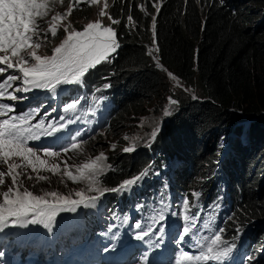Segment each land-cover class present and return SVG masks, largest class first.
Segmentation results:
<instances>
[{
	"label": "trees",
	"instance_id": "16d2710c",
	"mask_svg": "<svg viewBox=\"0 0 264 264\" xmlns=\"http://www.w3.org/2000/svg\"><path fill=\"white\" fill-rule=\"evenodd\" d=\"M242 1L109 0L107 11L121 21L113 25L120 47L83 78L88 96L100 102L109 100L108 111L113 116L108 130L126 112H138L144 100L157 102L169 93L165 70L182 81L194 77L200 90L198 98L179 99L169 122L153 139V153L145 149L134 154L111 152L107 157L111 167L99 177L103 187H114L148 169L147 180H141L119 202L114 199L110 204L108 211L118 223L134 206L142 213L164 209L170 202L168 192L178 187L183 198L189 200V215L199 212L200 219L213 216L212 222L218 226L230 209L232 215L225 219L223 237L231 240L239 225V241L246 244L250 254V234L260 231L256 221L264 220L260 219L264 218V178L255 174L264 166V14L251 24L254 9L246 8ZM255 1L248 2L254 5ZM155 2L161 4L159 14L152 7ZM141 4L144 11L140 10ZM84 7L74 9L72 17L82 18L89 12ZM129 14L134 26L127 22ZM154 15L155 46L159 51L153 54L162 67H157V59L148 54L149 45L154 43ZM102 81L108 84L106 92L93 93ZM80 101L85 108L88 102ZM93 104L94 100L90 106ZM93 109L98 111L99 105ZM245 121L248 123L243 125ZM88 130L89 126L80 132ZM242 132L248 136L246 142L239 138ZM223 136H227L229 155L216 159L212 142ZM57 180L54 177L49 184L60 186ZM191 191L200 196H192ZM128 199L127 207L124 203ZM118 205L125 207L123 213ZM255 218V226L252 222L244 226ZM263 252L258 251L251 264H264Z\"/></svg>",
	"mask_w": 264,
	"mask_h": 264
},
{
	"label": "snow or ice",
	"instance_id": "6c2138e0",
	"mask_svg": "<svg viewBox=\"0 0 264 264\" xmlns=\"http://www.w3.org/2000/svg\"><path fill=\"white\" fill-rule=\"evenodd\" d=\"M57 3L62 4L63 0H0V165L6 166V171H0V186L4 185L6 176L12 181L11 186L0 193V231L9 226L26 227L29 224L43 225L44 228L51 230L60 213H76L81 206L94 207L106 193L127 192L148 175V169H145L138 175L123 180L116 187H103L99 177L111 166L106 164L108 158L101 152L94 159L89 158L87 162L76 166L75 174L67 161H63L65 168L62 175L68 180L83 181L87 185V188L74 192L75 199L72 198L73 193L64 195L49 191L35 194L23 187L21 169L31 168L36 173L35 178L38 181L48 179L39 174L41 170H47L53 175L61 173L59 165L46 168L47 160L30 146V142L39 141L42 137H53L54 142L61 141L66 137L57 134L62 133L75 121L67 118L66 115H61L57 119L47 111L41 114L39 109L17 112L15 102L27 99L20 94L34 90L55 94L58 90L63 92L65 86L79 85L90 70L107 62L120 47L113 25H118L121 21L113 18L107 11L109 8L107 0H103L98 18L83 25L81 30L74 28L68 18L81 4L99 5L101 0H69L66 11L55 12L49 19V14ZM139 7L144 11L143 4ZM152 7L159 14L161 4L155 2L152 3ZM105 17L109 20L108 25L103 23ZM151 19L154 43L148 54L153 59H157L153 56V52L159 51L155 46L156 16H152ZM127 22L134 26L131 14L127 15ZM61 29L64 38L51 48V55H40L38 50L48 42L49 36L55 38ZM157 67H162L158 59ZM168 76L176 80L171 72H168ZM176 82L177 86H180L179 81ZM168 102L170 105L178 103L172 97L168 98ZM80 103L79 99H73L63 105L61 111L65 114L74 113ZM55 111L56 109H52V112ZM170 114L169 110L164 111L165 116ZM46 118H49L47 122ZM157 130L151 132L152 139L155 138ZM128 139L129 137L126 136L125 140ZM83 143L76 137H71V143L62 145L60 151L44 147L41 152L43 157H60L61 153L82 152ZM110 148L114 151L116 145H110ZM135 148L134 141L122 150L131 153ZM27 178L31 180L33 176L29 175ZM191 195L198 198L200 193L193 192ZM183 208L185 223L182 230L177 233L175 243L184 245L186 241L194 240L199 251L198 254H194L182 247L179 248L175 264H213V262L231 264L237 249V241L242 233L240 226L237 225L236 235L231 240L224 239V228H217L210 236L198 238L196 233L199 231L200 213L189 215L190 203L187 198L183 201ZM158 220H165L163 213L158 216ZM213 220L214 217L209 216L202 224L203 229H210V221ZM134 227L139 230L135 236L137 240L144 241L145 237L153 235L163 240L162 226L154 230L153 225L150 224L147 230H144L141 223H136ZM148 243L151 244L152 241L149 240ZM155 246L160 245L157 243ZM3 255L4 253L0 252V257ZM251 261V257L247 258L246 264H251Z\"/></svg>",
	"mask_w": 264,
	"mask_h": 264
},
{
	"label": "rangeland",
	"instance_id": "374dc122",
	"mask_svg": "<svg viewBox=\"0 0 264 264\" xmlns=\"http://www.w3.org/2000/svg\"><path fill=\"white\" fill-rule=\"evenodd\" d=\"M248 1L249 0H243L241 4H244L246 8L250 7V10L252 11L254 9L250 23L255 24L256 21L261 19L264 14V0H257L253 2L254 5H250ZM102 3L103 0H101V4L99 5L81 4L78 10L83 6H86L84 8H87L89 12L84 14L82 18H74L72 17V13V15L68 18L72 26L77 30H81L83 25L96 20L98 18L100 7H102ZM107 3H109V0H107ZM68 5L69 0H63L62 4L57 3L54 6L53 11L50 12L48 18L50 19L51 15L55 14V12L63 13L66 11ZM103 23L105 25L109 24L107 17L103 19ZM44 26L46 27V25ZM63 38L64 32L62 29L55 38L49 36L48 42L38 50L39 54L51 55V48L58 45ZM149 48H153L152 43L149 45ZM163 73L169 84V93H167L162 100L157 102L154 100L149 102L144 100L140 105L141 109L138 112L132 111L129 113L126 112V114L124 113L125 115H122L118 122L113 124L112 130H108L112 121L111 113L104 114V117L101 118V114H95V111L91 106L83 108L81 105L78 106L74 113L65 114L61 111L63 105L71 102L73 99L80 100V98H82V100L88 103L92 100L93 97L90 95L88 96L85 93L84 80L79 85L65 86L63 92L58 90L55 94L48 93L43 90L21 93L20 95L26 96L27 99L15 102L17 104V112L39 109L41 114L47 111L51 113L52 117H56L57 119L61 115H66L67 118L75 121V123L68 125V128L62 133L57 134L58 136L66 137L61 141L54 142L53 137H42L39 141L30 142V146L38 153H41L43 159L47 160V165L45 167L47 168L51 165H59L61 173L53 175L47 170H41L39 173L40 175L45 172L49 173V175L46 176L48 179L38 181L35 178L36 173L33 172L31 168L21 169L20 171L23 173L21 176L23 187L35 194H43L49 191H56L64 195L73 193L72 198L75 199L76 197L74 196V192L87 188V185L83 181L73 182L68 180L66 176H63L62 173L65 168L63 161H67L68 166L75 174V167L87 162L89 158L94 159L101 152L105 153L107 157L111 155V152L123 154L125 152H123L122 149L130 146L134 141L136 144L135 151L128 154H134L145 149H147L149 153H153V148H151V145L153 144L151 132L154 129H158L157 131L162 129L164 124L169 122L171 116L173 115V111L177 106L170 105L168 98L172 97L176 101H179L180 98L192 99L200 97V90L194 77L186 81H182L177 78L176 80H173L168 76V72L164 71ZM177 80L179 81L180 86H177ZM107 85L106 81H102L101 84L94 88L93 93L104 94L106 92ZM95 101H97V99H95ZM9 103L13 102L9 101ZM107 105V101L102 104V114L106 112ZM52 109H56V111L52 112ZM166 109L171 113L168 116L164 115V111ZM83 111L89 113L91 125V129L87 134L76 137L77 140L84 142L83 151H77L73 154L61 153L60 157H43L41 152L42 148L50 147L54 151H60L61 146H66L67 144H65V142L71 140V137L75 136L77 129L84 123L82 116ZM39 118L40 117L38 116L37 119ZM47 119L49 118H46V122ZM245 123H248V121H245L243 125H246ZM126 136L129 137L128 140H125ZM246 136L247 134H245V132L239 134V138L245 142L246 139L244 137ZM226 137L227 136H223L212 142V144L216 147L218 157H216V159H219V157L223 154L224 157L229 155L228 152H226L229 146ZM113 144L116 145V149L114 151L110 148V145ZM150 157H154V154L150 155ZM17 162H19V160H17ZM106 164L111 166L108 159ZM263 169L264 166L261 171L256 172L255 174H260L259 176L264 178ZM0 171H6V166L0 165ZM29 175L33 176V179L29 180L27 178ZM54 177H58L57 181L60 186L49 184L52 183ZM152 177H157V179L160 178L159 175H154ZM4 179L5 183L3 186H0V193L6 191L12 184L10 177L6 176ZM144 179L147 180V176H145ZM63 182H67L69 187L63 185ZM133 187L127 192L106 193L94 207L84 208L81 206L78 208L76 213H60L51 230L44 228L43 225L29 224L26 227L9 226L3 231H0V252H2L4 247L7 248L5 249L7 252H3L4 255L0 257V264H47L46 260H49L48 264H78L76 261H80V264H145V257H147V264H175L178 250L181 247L184 250L190 251V253L198 254L199 249L195 246L194 240L186 241L184 245H177L175 243L177 233L182 230V226L185 223L183 220V197L185 195H181L182 191L178 187H174L173 191L170 190L168 192L170 202L165 207L164 211H162L163 208H160V210L142 213L139 208L134 207L130 214H123L122 226L115 219H113L111 214L107 211L109 205L114 201V199H119L126 195V193H130ZM129 204L130 200L128 199L126 200L124 206L128 207ZM119 207L122 212L125 211V207ZM151 213H154L156 216L149 218L148 215ZM161 213L165 216V220L163 221L158 220V216ZM91 217L96 218L94 220L95 226L98 229H102L101 234L104 236L100 239L105 238L107 242L102 244L99 242L95 244V240L92 238L91 232L88 241H82V233L88 234L89 231H91L87 221L90 220ZM137 218H139V220H137ZM256 218L252 219L250 223L244 226H249L251 222L254 223L255 220H258ZM154 221L155 223H153ZM128 223L131 224V228H127ZM136 223H141L144 230H147L150 224L153 225L154 230L162 226L164 228L163 240L161 241L154 235L145 237L144 241L137 240L135 236L139 230L134 227ZM256 223V228L257 230L260 229V231L258 230L257 233L254 232L253 235L250 234L252 241L250 257L252 259L257 258L258 251L261 254L264 247V220L256 221ZM253 225L255 226L256 224L254 223ZM211 233L212 231L203 230L199 227V231L196 235L198 238H203L204 236H210ZM62 240L73 242L80 240V242L82 241V244H80L78 248H75L73 245L70 248L71 252H66L69 250L61 244ZM149 240L152 241L151 244L148 243ZM157 243L160 245L159 247L155 246ZM93 249L96 251V255L91 261H85L86 263H84L80 260L81 255L85 251H91ZM105 249H107V251H105ZM29 250H33L37 254L29 256ZM245 258L246 257L243 254L238 255L237 251H235L231 264H244ZM259 258L260 255L258 254V260Z\"/></svg>",
	"mask_w": 264,
	"mask_h": 264
},
{
	"label": "bare ground",
	"instance_id": "6f19581e",
	"mask_svg": "<svg viewBox=\"0 0 264 264\" xmlns=\"http://www.w3.org/2000/svg\"><path fill=\"white\" fill-rule=\"evenodd\" d=\"M245 139H246V141H247V136L246 137H244ZM168 213V212H167ZM232 236V235H231ZM234 236V235H233ZM51 249V248H50ZM41 250V249H40Z\"/></svg>",
	"mask_w": 264,
	"mask_h": 264
},
{
	"label": "clouds",
	"instance_id": "9594fccd",
	"mask_svg": "<svg viewBox=\"0 0 264 264\" xmlns=\"http://www.w3.org/2000/svg\"><path fill=\"white\" fill-rule=\"evenodd\" d=\"M247 235V234H246ZM248 236V235H247Z\"/></svg>",
	"mask_w": 264,
	"mask_h": 264
}]
</instances>
